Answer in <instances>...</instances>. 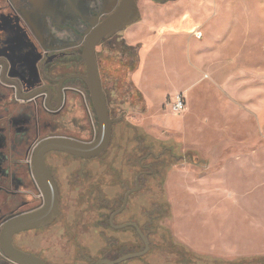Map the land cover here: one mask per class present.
I'll list each match as a JSON object with an SVG mask.
<instances>
[{
    "label": "rangeland",
    "instance_id": "374dc122",
    "mask_svg": "<svg viewBox=\"0 0 264 264\" xmlns=\"http://www.w3.org/2000/svg\"><path fill=\"white\" fill-rule=\"evenodd\" d=\"M91 2L54 0L50 12L39 11L37 24L48 21L59 33L67 32L59 41L70 47L80 42L95 21ZM117 2L97 0L95 10L104 15ZM137 5L140 17L126 29L140 22L142 30L136 28L128 37L145 31L149 39L138 42L139 46L154 42L143 51L140 71L147 81L150 111L133 85L140 47H126V30L100 43L96 57L109 109L144 126L150 135L152 154L144 163L150 164L152 172L140 177L143 189L131 197V203L152 220L147 259L152 264L209 263L212 256L192 252L174 236V215L185 197L184 204L193 211L188 212L184 226L196 228V237L226 245L240 239L233 245L262 250L224 260L213 257L215 264H264V0H137ZM180 17L183 31L173 33L179 26L166 29L175 27ZM79 67L85 69L82 61ZM194 76L197 81L183 93L184 110H169V98L161 105L164 94L175 92ZM120 132V127H114L101 169L103 189L112 194L118 190L121 198L125 182L112 184L111 178L116 171L126 172L123 162L129 146L134 177L139 171L137 159L147 148L137 130H131L133 145L120 140ZM212 201L217 204L215 211L205 213L204 207ZM248 240L254 243L244 242Z\"/></svg>",
    "mask_w": 264,
    "mask_h": 264
},
{
    "label": "flooded vegetation",
    "instance_id": "af4514ba",
    "mask_svg": "<svg viewBox=\"0 0 264 264\" xmlns=\"http://www.w3.org/2000/svg\"><path fill=\"white\" fill-rule=\"evenodd\" d=\"M92 2L95 21L80 42L68 47L59 41L67 32L59 33L48 21L37 24L39 11L50 12L54 0H0V231L10 217L37 211L45 203L32 171V155L42 139L61 136L89 142L97 136L98 121L88 89L81 79L68 77L84 73L79 67L84 40L115 8L103 15L95 10L97 0ZM104 93L112 121L108 148L118 126L120 140L127 145L135 140L131 130H137L147 153L137 159L139 171L133 177L132 146L126 150V172L116 171L111 178L112 184L125 182L121 198L118 190L112 194L103 189L101 157L108 148L91 157L59 150L44 155L57 187L58 212L45 224L15 233L12 243L45 264H152L147 259L152 220L131 203L133 194L143 189L140 177L152 172L150 164L144 163L152 154L150 135L144 126L116 116L109 109V94ZM146 243L148 251L132 256ZM209 260L207 264H215L216 259ZM0 264L18 263L0 248Z\"/></svg>",
    "mask_w": 264,
    "mask_h": 264
},
{
    "label": "water",
    "instance_id": "95a60500",
    "mask_svg": "<svg viewBox=\"0 0 264 264\" xmlns=\"http://www.w3.org/2000/svg\"><path fill=\"white\" fill-rule=\"evenodd\" d=\"M139 17L137 0H118L112 12L86 36L80 54L85 71L82 74L68 75V77L79 78L85 83L97 116L98 133L96 138L89 142L53 136L46 137L38 143L32 155V171L44 194L45 203L39 210L10 217L3 224L0 231V248L12 261L18 264H45L34 255L16 248L12 243L15 233L45 224L52 220L58 212L57 187L46 167L44 155L49 151L59 150L82 157H91L100 155L108 148L112 121L99 76L96 48L103 39L125 30ZM148 249V243H146L144 250L132 256L141 255Z\"/></svg>",
    "mask_w": 264,
    "mask_h": 264
},
{
    "label": "crops",
    "instance_id": "0c3cea01",
    "mask_svg": "<svg viewBox=\"0 0 264 264\" xmlns=\"http://www.w3.org/2000/svg\"><path fill=\"white\" fill-rule=\"evenodd\" d=\"M179 2V0H177ZM176 1V2H177ZM178 20L175 21V24L171 27H166V29L168 28H172L173 30H176L177 27L179 26V30L176 32H173L175 34H178L179 31H183L182 27V17L177 18ZM134 26V25H133ZM139 29L142 30L143 27H141V23L137 22L136 26L132 27V28H127L125 29V33H124V39L126 40V44L127 45H139L138 42L144 41L146 39H149L148 36V32H143L138 35L136 38L134 39H130L128 37V33L129 32H134L135 30ZM184 35H188L187 33H183ZM159 38H162V36H160ZM191 38V37H190ZM152 40V39H151ZM154 42L149 41V43L147 42L146 44H144L143 46H139V56H140V60H139V64L137 69L134 71V73L132 74V80H133V85L136 88V90L138 91V93L142 96L143 100L146 103V108L150 111L149 108V100L147 98V94H146V90H147V81H145V79H143V76L140 74V71L142 70V66H141V58L143 55V51H145L146 49H148V47H150L151 44H153ZM196 47V45H194ZM195 77V76H194ZM197 81L196 77L193 78L191 81H189L186 85L177 88V90H175V92H171V93H166L162 96V104L163 105L165 103V100L167 98L170 99L171 96H173L175 93H184L187 92L192 85ZM174 93V94H172ZM184 95V94H183ZM167 107L169 108V106L167 105ZM160 109V108H159ZM170 110V108H169ZM235 184L231 185L233 189H236V187L234 186ZM195 192V191H194ZM236 194L238 195V197L242 198L241 195L239 196V193L237 192V190H235ZM186 201V198L183 197L181 198V202L180 205H178L177 210L175 212L174 215V220H173V232H174V236L177 240L178 243H180L181 245H184L185 247H188L189 249L192 250V252L196 253V254H206V255H210L212 257H219L222 259H230V258H235L237 256L240 255H246V254H254V253H259L262 250H259V248H248V249H241L240 244H236L233 245L234 243H240V239L234 240V241H230V245L227 246L225 241H216L214 239H205V238H198L196 237V228L190 227V228H185L184 226V220L188 214V212H190L191 210L193 211V209H190L188 207H186V205L184 204ZM216 203L210 202L207 204L208 207H204V211L206 212H211V211H215L216 207H214L213 205ZM217 205V204H216ZM220 207V206H219ZM262 216H264L262 214ZM264 219V217H263ZM207 220L206 217H204V221ZM262 227L264 228V223L261 224ZM254 241V240H253ZM253 241H244L247 243H254ZM229 243V242H228ZM264 250V249H263Z\"/></svg>",
    "mask_w": 264,
    "mask_h": 264
},
{
    "label": "built area",
    "instance_id": "2783aa9c",
    "mask_svg": "<svg viewBox=\"0 0 264 264\" xmlns=\"http://www.w3.org/2000/svg\"><path fill=\"white\" fill-rule=\"evenodd\" d=\"M185 96L182 93H176L170 97L168 106L171 111L178 113L184 110L186 106Z\"/></svg>",
    "mask_w": 264,
    "mask_h": 264
},
{
    "label": "trees",
    "instance_id": "16d2710c",
    "mask_svg": "<svg viewBox=\"0 0 264 264\" xmlns=\"http://www.w3.org/2000/svg\"><path fill=\"white\" fill-rule=\"evenodd\" d=\"M126 47L129 49V50H137L138 48H139V45H135V46H132V45H126ZM136 55H137V53H136ZM134 70L133 71H135L136 69H137V66L136 67H134L133 68Z\"/></svg>",
    "mask_w": 264,
    "mask_h": 264
},
{
    "label": "bare ground",
    "instance_id": "6f19581e",
    "mask_svg": "<svg viewBox=\"0 0 264 264\" xmlns=\"http://www.w3.org/2000/svg\"><path fill=\"white\" fill-rule=\"evenodd\" d=\"M134 33H136V32H134ZM137 35H140V34L139 33H137L136 35L135 34H131L130 37L133 38V37H136Z\"/></svg>",
    "mask_w": 264,
    "mask_h": 264
}]
</instances>
